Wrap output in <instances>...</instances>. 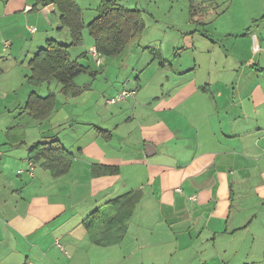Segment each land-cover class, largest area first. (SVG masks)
Masks as SVG:
<instances>
[{"label":"crops","instance_id":"crops-1","mask_svg":"<svg viewBox=\"0 0 264 264\" xmlns=\"http://www.w3.org/2000/svg\"><path fill=\"white\" fill-rule=\"evenodd\" d=\"M195 1L190 0V10ZM251 1L249 20L232 34L238 57L229 79L212 71L204 78L198 60H181L167 75L168 85L138 74L135 83L128 78L122 87L111 86L107 96L87 85L76 94L60 89L59 98L49 92L56 96L55 109L39 120L38 138L30 144L21 131L24 124L11 120L0 142L6 148L0 158V264H108L109 248L117 245L126 253L133 245L131 253L157 251L165 241L164 219L149 221L143 210L151 209L150 215L161 210L144 201L161 192L169 195L165 205L174 213L183 211L182 227L177 225L182 219L168 220L184 236H174L178 247L170 253L181 252L182 241L191 246L184 264H264V0ZM31 3L0 0V61L13 55L18 62L15 37L25 27L17 25L15 16L29 23ZM57 12L53 4L39 9L45 17ZM67 37L65 43L71 44ZM157 59L166 70L163 55H154L146 65ZM245 65L261 67V75L242 74ZM104 72L108 77L109 69ZM122 89H136L135 98L110 103ZM2 93L9 98L1 91L0 98ZM25 105L21 118L28 114ZM53 139L72 156L68 170L54 176L37 163L31 175V147ZM130 195L139 198L112 204ZM97 210L101 213L93 221Z\"/></svg>","mask_w":264,"mask_h":264},{"label":"rangeland","instance_id":"rangeland-1","mask_svg":"<svg viewBox=\"0 0 264 264\" xmlns=\"http://www.w3.org/2000/svg\"><path fill=\"white\" fill-rule=\"evenodd\" d=\"M77 1L82 8L83 20L85 24H88L96 15L95 8L100 0ZM117 1L128 7L143 8L144 11L142 15L146 23V29L137 33L130 39L123 53L110 57H103L102 55L101 60L103 58L104 61L106 60V63L97 65L95 61L96 58L92 54L94 40L87 27H85L83 32V43L79 46L71 47L70 57L71 59H76L81 53L87 52L89 56L87 58L80 57L79 60L84 64L90 65L93 70H97L99 77H97V80H94L91 74L82 73L75 79L77 84L82 86L87 85L88 89H95L105 95L108 94V90L111 86H115L116 88L122 87L128 78L132 79V82L135 83L134 78L138 74L143 77L144 80H164L162 83L168 85L167 75L171 73L170 70H175L178 67V63L181 60H183L185 64L186 61L198 60V64H202V67L197 68L198 73H202L204 78H206L209 71H212L213 75L220 72L223 80L229 79L234 75L236 69L235 60L238 57V55L235 54L238 49V44L234 47L236 38H234L232 34H235L236 29L243 27L245 22L249 20V16L251 15L250 11L252 9L251 0H197L194 3L193 10H190V4H192L190 0ZM31 2L32 10L30 13H32V17L29 23L22 20L21 14L18 13L15 16L17 25L25 27V30H19L15 37L14 57L18 58V62L13 61V55H10L9 60L3 59V61H0V67L4 70L0 75V91L9 93L8 99L2 97L4 95L3 93L0 98L1 143L6 140V129L11 124V120L15 117V123L18 122L25 126V129L22 128L21 131L26 133L27 143L30 144L37 140L38 125H40L41 122L39 119H35L28 114L23 115L21 118L20 114L22 111L20 106L24 107L28 95L32 90H36L42 95L54 92L57 98L60 97L61 85L57 80H52L40 86H35L29 82L28 75L31 74L29 60L34 50L36 51L40 46L46 45L48 38H53L59 42L65 43L70 40V37H67L70 36V34L68 28H59V12L49 13L48 17L42 16L43 14L41 15L39 13V9L42 8V5L33 7L36 2L35 0H31ZM5 20H7V18ZM32 28H36V30L32 32ZM26 29H28L29 32ZM46 36L48 37L45 38ZM6 40L11 42V39L7 38ZM154 55H163V58L166 60V70H162L163 66L161 67L159 63L160 59L153 61L152 66L146 65L153 59ZM169 63L173 64V66L170 67ZM193 68L196 71V67ZM260 68L261 67L258 66L248 68V66L245 65L242 74L259 76L262 73ZM107 69H109L110 72H107L108 77L104 75V70ZM231 71L234 73L232 74ZM153 77H155V79H153ZM198 77L200 78L201 76L198 75ZM176 79L177 78L173 76L172 82ZM261 81L264 82V74L261 76ZM251 83L252 82H248V85ZM134 90L136 91V89ZM134 96L129 97V99H134ZM121 103L120 101L114 104L121 105ZM89 111L92 115L93 112L91 109ZM4 150H6L5 146L0 145L2 154L5 153ZM107 194L105 195L109 196ZM168 196L167 193L163 194L161 192L148 196L144 200L145 202L151 201L154 205L158 204L162 206L161 210H155L152 215L149 214L151 209L143 210L144 215L148 214V216H146L148 220H155L161 217L162 220L164 219L162 222L164 225H161V229L162 233L164 231L165 241L157 246L158 250H145L131 253V250L136 247V245H133L128 247V252L130 253H126L124 247L122 248L118 245L113 246L109 248L110 255L105 258L108 264L185 263L187 260L186 251L191 249V246L186 241L181 242V248L183 249L181 252H177L176 255L170 253L178 244L174 241V236H177L179 240L183 239L184 236L181 229L173 225L168 219L181 220L184 216L182 210L174 213L169 205H165L168 201ZM123 199L124 198L121 200ZM177 203H179V198ZM183 223L184 220L182 219L177 225L182 227ZM169 229L173 230V233L170 232ZM131 234H133V232H131ZM154 240L156 242L158 238ZM205 252H209V250ZM95 264H97V262Z\"/></svg>","mask_w":264,"mask_h":264},{"label":"trees","instance_id":"trees-1","mask_svg":"<svg viewBox=\"0 0 264 264\" xmlns=\"http://www.w3.org/2000/svg\"><path fill=\"white\" fill-rule=\"evenodd\" d=\"M35 2L33 7L53 4L60 11V28H68L72 42L68 44L53 38L48 39L46 45L39 48L30 59L29 80L35 86L57 80L61 85V91L66 95L80 93L85 88L76 84L75 79L78 75L82 73L96 75L98 73L90 65L82 63L79 57L76 59L70 57L71 46L83 43L85 27L95 39L96 50L105 56L121 53L128 41L146 28L141 9L121 5L115 0H102L99 15L87 25L83 20L82 10L75 0H35ZM80 55L87 58L85 52ZM55 106L56 96L54 93L43 96L34 90L28 96L24 109L33 118L43 120L51 115ZM29 160L35 164L40 163L50 169L54 176H58L68 170L72 156L62 146L59 139H53L35 143L30 149ZM138 198L130 195L123 200L117 199L112 204L131 200L135 202ZM99 213H101L100 210L93 213L96 215L93 221ZM91 216L89 220H91ZM116 233L117 231L113 228V236Z\"/></svg>","mask_w":264,"mask_h":264},{"label":"built area","instance_id":"built-area-1","mask_svg":"<svg viewBox=\"0 0 264 264\" xmlns=\"http://www.w3.org/2000/svg\"><path fill=\"white\" fill-rule=\"evenodd\" d=\"M32 31H35L36 28H32ZM92 54L95 56V61L96 63L99 65L101 64V54L96 50V48H93L92 50ZM136 93V91L134 89H123L122 91L118 92L114 97H112L109 102L110 103H118L120 101L125 100L127 97L130 96H134ZM2 157V152L0 151V158ZM29 163V173L31 175H34V170H35V163L31 160L28 161ZM19 172H22V170H20ZM60 247H62L60 245V243H58Z\"/></svg>","mask_w":264,"mask_h":264},{"label":"water","instance_id":"water-1","mask_svg":"<svg viewBox=\"0 0 264 264\" xmlns=\"http://www.w3.org/2000/svg\"><path fill=\"white\" fill-rule=\"evenodd\" d=\"M151 146L150 145H146V152H147V155H151L152 154V151H151Z\"/></svg>","mask_w":264,"mask_h":264}]
</instances>
